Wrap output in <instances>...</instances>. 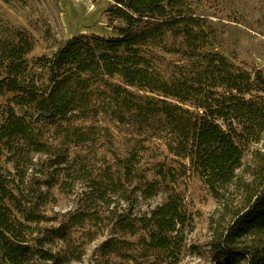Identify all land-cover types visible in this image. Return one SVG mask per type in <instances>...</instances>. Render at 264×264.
Returning a JSON list of instances; mask_svg holds the SVG:
<instances>
[{
  "label": "trees",
  "instance_id": "obj_1",
  "mask_svg": "<svg viewBox=\"0 0 264 264\" xmlns=\"http://www.w3.org/2000/svg\"><path fill=\"white\" fill-rule=\"evenodd\" d=\"M104 15L120 21L115 35L75 34L32 63L27 31L0 38V96L11 94L0 147L14 153L20 142L56 156L39 137L46 116L69 144L59 185H83L66 223L35 232L45 216L0 172V264H68L77 252L71 228L89 223L131 237L152 257L147 264H178L191 220L189 188L212 196L219 220L228 218L212 231V256L222 264H264V75L208 50L210 26L189 0H116ZM34 66L46 77L31 72ZM103 114L118 134L94 124ZM97 143L98 162L86 151ZM160 191L161 204L132 214L139 199ZM121 243L110 237L101 254L121 255Z\"/></svg>",
  "mask_w": 264,
  "mask_h": 264
},
{
  "label": "rangeland",
  "instance_id": "obj_2",
  "mask_svg": "<svg viewBox=\"0 0 264 264\" xmlns=\"http://www.w3.org/2000/svg\"><path fill=\"white\" fill-rule=\"evenodd\" d=\"M198 15L207 19L210 26V44L207 49L220 52L243 69L257 68L264 75V0H189ZM116 0H0V38L12 30L27 31L33 38V47L27 58L32 61L39 56H51L69 37L83 34L102 36L115 35L114 25L119 20H110L104 15L105 9ZM44 69L34 66L31 72L45 78ZM264 94V93H263ZM0 96V124L4 118L7 97ZM109 115L98 118V126H106L110 133L118 134ZM42 116L37 123L39 137L53 145L56 156L28 150L16 142L17 151L7 152L0 147V172L9 178V186H17L28 191L39 213L45 219L34 225L35 232L47 227L66 223L77 207V199L83 185L76 179L72 184L63 179L64 163L61 162L68 143L65 138L56 135L49 119ZM92 122L87 124L91 125ZM93 124V123H92ZM98 133L100 130L96 129ZM104 144V143H103ZM107 145V144H105ZM252 144V147H259ZM23 150H20L22 149ZM90 159L102 156V143L87 148ZM250 158L248 149H244V161ZM57 164V162H59ZM66 172V171H65ZM21 175H24L21 179ZM22 180V181H21ZM166 198V192L160 191L149 199H139L133 207L136 216H143ZM190 224L184 231V242L178 264H222L210 251L209 243L213 239V229L221 222V209L218 202L201 189L189 188L186 196ZM126 207L119 202L118 209ZM101 227L86 224L70 230L69 244L77 249L68 264H147L146 252L130 242L131 237L113 233L112 225L88 239L87 232H95ZM115 234V235H113ZM119 239L122 245L121 255L113 253L102 255L100 247L110 237ZM59 246L61 241H56ZM48 246V244H47ZM56 248V247H54ZM127 254V257H126ZM76 255L78 258L74 259ZM129 256V257H128Z\"/></svg>",
  "mask_w": 264,
  "mask_h": 264
}]
</instances>
